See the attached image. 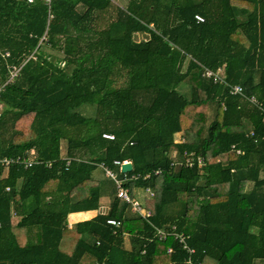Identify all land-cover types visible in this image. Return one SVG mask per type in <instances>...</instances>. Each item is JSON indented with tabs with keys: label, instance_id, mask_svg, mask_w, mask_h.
Returning a JSON list of instances; mask_svg holds the SVG:
<instances>
[{
	"label": "trees",
	"instance_id": "1",
	"mask_svg": "<svg viewBox=\"0 0 264 264\" xmlns=\"http://www.w3.org/2000/svg\"><path fill=\"white\" fill-rule=\"evenodd\" d=\"M0 105V264H264V0H0Z\"/></svg>",
	"mask_w": 264,
	"mask_h": 264
},
{
	"label": "built area",
	"instance_id": "2",
	"mask_svg": "<svg viewBox=\"0 0 264 264\" xmlns=\"http://www.w3.org/2000/svg\"><path fill=\"white\" fill-rule=\"evenodd\" d=\"M44 1H45V3L47 5H51L52 0H44ZM28 2L32 3V2H34V0H28ZM196 20L198 22H203L204 18L202 16H200V15H197L196 16ZM17 75H18V71L12 72L10 80H13ZM205 75L207 77H212L214 79V82H216V83H218V82L219 83H224L223 70L222 69H219L217 73H214L213 71L207 69L206 72H205ZM229 87H230V94L231 95H233V96H244L243 88L240 85H233V86H229ZM250 101L252 103L258 104V101L254 97L250 98ZM104 137L106 139H109V140H113L114 139V135H111V134H104ZM70 161L71 160H68L67 165L70 163ZM127 162L128 161H125V162L116 161L115 165H117V166H119L121 168L122 164L127 163ZM0 163L5 165V166H9V165H12V164H23V165H25L26 168H28V167H30V166H32L34 164L33 162L27 161L26 158H21V157H18L16 159L15 158H5V159L0 160ZM175 163H179L180 165H184V166H188V167H193L195 164H198L199 167H203V165L205 164V162L203 161V159L201 157L196 159L194 157L193 153H185L182 156L181 159H176ZM102 168L105 170L106 176L111 178L115 182V184L117 185L118 190H119L118 195L123 200H125V202L127 204H129V206L131 207L132 212L141 215L146 220H149V218L152 215L151 212L148 211L145 208V206L142 203H140L137 199L132 197L131 194H130L129 188H127L125 186V184H127L130 181L138 180L140 178V176L139 175H132V176L125 177V178L121 179V178L118 177L117 173H115L110 168H107V167H104V166H102ZM159 173H160V170L156 171V174H159ZM149 177H150V175H146L143 178L147 179ZM7 190H9V188ZM146 191L148 193H150L151 195H153V192L150 189H146ZM108 223L110 225H112V226H115V227H119L120 226V221L115 220V219L108 220ZM173 229H175V228H173ZM157 234H158L160 239H164V240H166L169 235L170 236H174L175 239H177L182 244L183 248H185L188 251V253H189V258L186 260L185 264H195L194 259L190 256V255L195 253V250L191 249L187 245V243H186L187 238L183 234H179V233H176V232L167 233L164 230H157ZM168 252L172 253L173 249L170 247L168 249Z\"/></svg>",
	"mask_w": 264,
	"mask_h": 264
},
{
	"label": "rangeland",
	"instance_id": "3",
	"mask_svg": "<svg viewBox=\"0 0 264 264\" xmlns=\"http://www.w3.org/2000/svg\"><path fill=\"white\" fill-rule=\"evenodd\" d=\"M120 5H121L122 7H124V8H127L128 3L125 4V3L123 2V3H121ZM105 24H106V22H105V23H104V22H101V25H105ZM134 38H135L136 41H140V40H143V39H148L149 37H148L146 34L138 33V34H136V35L134 36ZM46 50H47V52H51V53H53L50 49H46ZM124 81H125V79H121V80H119V84H120V83L122 84ZM1 111H2V105H0V112H1ZM180 141H183V138H181V135H177V136H176V142L179 143ZM63 146H64V151H65V144H64ZM175 154H176L175 151L171 152V157H173L174 159L179 158V156H178V155L175 156ZM147 194H148L147 192L141 190V191H140V194H138V195L136 196V198H137L142 204H144L145 199H146V197L148 196ZM109 205H110V201H109L108 198H105L104 200H102V207H101V209H100L99 212H106V213H107L108 210H109ZM97 213H98V212H97Z\"/></svg>",
	"mask_w": 264,
	"mask_h": 264
},
{
	"label": "crops",
	"instance_id": "4",
	"mask_svg": "<svg viewBox=\"0 0 264 264\" xmlns=\"http://www.w3.org/2000/svg\"><path fill=\"white\" fill-rule=\"evenodd\" d=\"M130 1L131 0H111V2L114 4V5H117V6H120V7H122L120 4L121 3H125V4H129L130 3ZM122 8H124V7H122ZM140 191H141V189H136L135 191H134V194H133V196L132 197H134L135 199H137L136 198V196L138 195V194H140ZM145 192H147L146 190H144ZM148 193V192H147ZM148 196L150 195L151 196V194H147ZM147 196V197H148ZM146 197V198H147ZM138 200V199H137ZM139 201V200H138ZM140 202V201H139ZM141 203V202H140ZM144 205V204H143ZM96 214H97V211H93V212H88V213H74V214H71L70 215V217H69V227L70 228H73L74 227V225L76 224V223H78V222H82V221H85V220H90V219H92L94 216H96Z\"/></svg>",
	"mask_w": 264,
	"mask_h": 264
},
{
	"label": "water",
	"instance_id": "5",
	"mask_svg": "<svg viewBox=\"0 0 264 264\" xmlns=\"http://www.w3.org/2000/svg\"><path fill=\"white\" fill-rule=\"evenodd\" d=\"M121 170L124 173L132 172L133 171V163L128 161L127 163L122 164Z\"/></svg>",
	"mask_w": 264,
	"mask_h": 264
}]
</instances>
